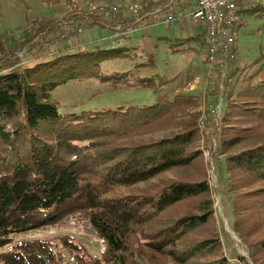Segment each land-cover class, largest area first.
<instances>
[{
    "label": "trees",
    "instance_id": "1",
    "mask_svg": "<svg viewBox=\"0 0 264 264\" xmlns=\"http://www.w3.org/2000/svg\"><path fill=\"white\" fill-rule=\"evenodd\" d=\"M148 16L123 18L120 31L139 28ZM65 18L34 22L36 30L23 31L8 52L6 36L0 37V264H229L209 223L214 208L196 115L188 112L192 96L164 93L142 106L58 113L49 93L72 81L98 78L159 93L167 78L101 71L105 60L135 59L124 46L59 50L45 62L12 70L17 49L35 48L37 31L46 37ZM88 21L107 28L95 17ZM153 65L151 58L136 62L137 68ZM232 118L239 124L224 128L220 152L226 153L233 231L249 263L264 264V79L237 92L225 117ZM176 127L168 136L142 139ZM67 217L91 225L103 243L98 255L67 234L15 238L62 226Z\"/></svg>",
    "mask_w": 264,
    "mask_h": 264
},
{
    "label": "rangeland",
    "instance_id": "2",
    "mask_svg": "<svg viewBox=\"0 0 264 264\" xmlns=\"http://www.w3.org/2000/svg\"><path fill=\"white\" fill-rule=\"evenodd\" d=\"M76 1L0 0V37L5 35L7 38L3 41L4 50L8 52L18 47L21 41V34L30 23L52 18H65L75 13L74 17L80 16L78 20L81 21L82 17L84 18L87 14L93 12L91 10L92 6L79 9ZM116 1L115 4L120 7V13L117 16L120 21L123 18L127 19L124 12L126 6L130 3H137L140 6L142 11L141 16L143 17L147 13L145 9L149 5L153 9L158 4L159 6H166L164 3L167 4L169 2V0ZM261 2H263L262 6L264 9V0ZM186 3L187 0H178L176 5H174L176 8L169 6L161 12L166 14L178 11L179 9L187 11L184 8L187 6ZM146 4L148 6L144 7ZM142 22L143 25L138 28L140 29L138 37H144L145 39L147 36L140 34L145 33L144 31H146L147 26L151 25L153 21L150 17H145ZM91 27L98 30L99 26L89 25V21H84L81 33H69L65 37H59L56 34L59 31V28H57L54 32H50V37L47 40L41 36L35 48L31 46V54L25 56L23 60L18 61L12 70L21 71L25 66L37 64V62H45L54 57L59 50L68 52H77L79 49H86L88 51L105 50L101 49L103 47L101 35H97L90 40L84 39V33ZM130 29L128 28L126 31ZM197 29L200 31L201 28L198 27ZM107 30L109 33L114 34L111 29ZM196 37L198 38H195L193 45L198 47V62L191 75L176 76L173 79L169 75L173 74L174 71H170V73L161 71L160 74L155 73L153 75L151 74L154 71L152 67L137 68L136 62H142L147 60V58L152 59L151 55L146 52L145 45L137 49L134 60L116 58L105 60L101 63V71L106 74L129 71L131 79L147 76L167 78V83L160 88L157 95L153 94L149 88L138 89L128 88L123 85L113 86L109 80L102 81L98 78H93L84 81H72L56 86L49 93V101L56 105L58 113L65 114L82 110L97 111L132 105L142 106L152 104L158 95L164 93H167L169 97L177 93L192 96L194 103L188 109V112L193 113L194 116L196 115L197 145L202 151L207 166L208 183L214 208L213 217L209 223L219 235L221 241L220 255H223L229 264H258L257 262L249 263L250 258L248 254L243 250L239 238L233 231L232 193L228 191V175L225 171L226 153H221L220 149L221 133L224 128L230 124H239L238 121H235V117L230 119L231 122L225 119L226 113L231 110V104L236 102L237 92L243 90L248 84H255L259 78L264 79V11L257 7L253 13L245 14L243 23L236 28L234 52L235 55L238 52L239 57L236 56L231 64L230 71L225 74V77L218 72L212 76L206 75V50L204 45L200 44L198 34ZM116 38L118 39V37ZM27 45L29 44L25 46ZM37 46L41 48L40 51L36 50ZM175 47L176 45L170 46V48ZM259 56L261 57L258 61L253 63ZM174 67L176 69L179 66L176 63ZM156 70L159 71L160 69L156 66ZM217 83H223L224 89H219L220 84L217 85ZM221 92H223V98L219 99ZM178 129L180 128L176 127L172 130L146 135L142 139H159L170 135L171 132ZM214 130H217L216 135L214 134ZM124 143L127 144V142ZM60 234H67L74 238L75 241L84 245L92 256L98 255L103 249L102 240L88 222H79L70 217L65 218L64 225L62 226H43L24 234L16 235L15 238L49 239ZM241 258H244V260H241Z\"/></svg>",
    "mask_w": 264,
    "mask_h": 264
},
{
    "label": "built area",
    "instance_id": "3",
    "mask_svg": "<svg viewBox=\"0 0 264 264\" xmlns=\"http://www.w3.org/2000/svg\"><path fill=\"white\" fill-rule=\"evenodd\" d=\"M261 1L262 0H196L189 16L193 22L201 28L200 31L196 30V32H198L200 42L204 45L206 50V75L212 76L218 72L225 77V74L230 71L231 64L236 58L234 52L236 44L235 30L243 23L244 12H250L259 7V5H262ZM168 6H158L155 8L154 13H160L166 10ZM91 10H93V12L87 14L86 19L82 17L81 21L78 20L80 16L62 19L59 23V31H57L56 34L59 35V37H65L69 33H81L84 21H88L90 16L104 23L107 26L106 29H111L114 34L124 32L120 31L122 23L117 18L120 13L119 6L114 4H103L93 7ZM124 13L132 22H138L142 18V11L137 3L128 4ZM151 13L152 12H147L145 15H152ZM186 16L187 11L179 9L172 13H166L164 21L166 23L172 21L181 22ZM34 30H36V26L33 22L23 31L32 33ZM41 36V31H37V36L33 41H38ZM48 37H50V35L44 37V39L47 40ZM31 46L32 45L29 44L22 50H17L14 57L17 58L18 61L23 60L25 56L31 54ZM217 85H219V89H224L223 83H217ZM222 98L223 92L219 94V99Z\"/></svg>",
    "mask_w": 264,
    "mask_h": 264
},
{
    "label": "crops",
    "instance_id": "4",
    "mask_svg": "<svg viewBox=\"0 0 264 264\" xmlns=\"http://www.w3.org/2000/svg\"><path fill=\"white\" fill-rule=\"evenodd\" d=\"M110 1V3H109ZM116 1V0H115ZM113 0H77L76 3L78 8L85 9L89 6H97L103 4H115ZM178 0L171 1L167 4L164 3L166 6H171L173 8L176 5ZM117 2V1H116ZM196 0H187V6L184 7L187 10V16L181 22H168L164 21L165 13H154V8L158 7V5L154 6L152 9V15L148 16L152 19L151 25L147 26L145 33H141L142 36H147L145 39L144 37H138V33L140 32L138 28H131L129 31H124L120 34H112L109 33L107 29H103L98 27V30L94 27L89 28L84 33L83 37L85 40H90L97 35H101L102 37V44L103 47L101 49H112L116 47H127L129 48L130 53L136 54L137 49L145 45L146 52L151 55L152 62L154 63L152 69L154 70L153 75L160 74V72L170 73V71H174L173 74H170L169 77L173 78L176 76H186L193 74V69L197 65L198 58H197V49L195 47L194 40L198 32L197 28L200 27L199 25L195 24L193 20L190 18L189 13L191 12L193 6L195 5ZM263 5V2H262ZM260 5L259 7H263ZM118 6V5H117ZM168 6V7H169ZM252 11L248 12L247 14H251ZM38 16V15H37ZM152 16V17H151ZM243 15V21H244ZM147 17V18H148ZM61 18V17H60ZM57 18V19H60ZM95 26V25H93ZM145 26V25H144ZM199 31V30H198ZM142 32V31H141ZM118 37V39L116 38ZM200 40V39H199ZM118 41V43H116ZM115 44V45H113ZM201 44V42H200ZM176 45L175 48H170V46ZM237 52V47H236ZM237 57L238 52H237ZM136 57V56H135ZM179 67H174L176 64ZM173 63V64H171ZM156 66L160 69L159 71L156 70ZM184 66V67H183ZM262 80V78H259Z\"/></svg>",
    "mask_w": 264,
    "mask_h": 264
},
{
    "label": "bare ground",
    "instance_id": "5",
    "mask_svg": "<svg viewBox=\"0 0 264 264\" xmlns=\"http://www.w3.org/2000/svg\"><path fill=\"white\" fill-rule=\"evenodd\" d=\"M260 6V5H259ZM255 10V9H254ZM253 11V10H252Z\"/></svg>",
    "mask_w": 264,
    "mask_h": 264
}]
</instances>
